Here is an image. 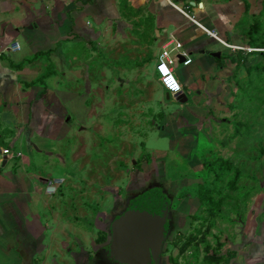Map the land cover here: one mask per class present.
<instances>
[{
  "label": "rangeland",
  "instance_id": "374dc122",
  "mask_svg": "<svg viewBox=\"0 0 264 264\" xmlns=\"http://www.w3.org/2000/svg\"><path fill=\"white\" fill-rule=\"evenodd\" d=\"M88 19L97 26L95 17ZM3 23L20 22L12 15L0 16V25ZM42 24L47 27V20L43 19ZM17 39L20 51L13 52L10 45L14 42L10 41L5 48L0 47V54L8 52L26 69L24 81L15 82L11 76L20 75V70L12 71L9 64L0 61V153L5 149L10 150L9 155L20 152L22 159L29 160L34 174L54 183L56 191L51 196L68 204L65 216L72 215L71 222L79 226L80 232L94 231L99 237L97 243L102 242L101 217L116 204L119 206L127 189L145 174H160L174 195L177 212L164 264H217L211 262L210 255L225 259L231 254L229 264H246L252 253L264 256L261 54L243 56L236 94L211 104L208 115L199 116L211 120H202L201 126L191 128L181 120L174 124L172 115L177 111V116L189 117L191 110L184 106L194 104L192 95L197 87L185 90L186 104L173 96L166 99L152 71L155 49L140 50V58L133 52L134 56L125 61L119 53V42L106 40L101 44L99 38L91 46L92 54L75 64L81 69L77 68L80 74L74 76L70 54L79 52L76 45L84 43L59 44H64L70 61L63 69V64H58L54 34L45 37V49L39 44L40 35L32 31L21 32ZM221 48L214 45V49ZM40 50L43 53L35 56ZM127 65L129 72L124 71ZM64 70L67 75L61 85L59 75ZM40 77L42 80H38ZM31 82L36 86L28 87ZM60 88L76 90L84 98L66 101L59 95ZM49 119L54 123L48 125ZM222 161H227L229 167ZM212 164L221 167L216 169ZM44 182L38 185L42 189ZM209 192L216 206L200 201L202 193ZM42 197L48 200L50 196ZM72 202L74 209L70 207ZM189 240L192 242L185 246ZM254 240L258 249L249 250ZM85 247L89 248L88 243Z\"/></svg>",
  "mask_w": 264,
  "mask_h": 264
},
{
  "label": "crops",
  "instance_id": "0c3cea01",
  "mask_svg": "<svg viewBox=\"0 0 264 264\" xmlns=\"http://www.w3.org/2000/svg\"><path fill=\"white\" fill-rule=\"evenodd\" d=\"M11 15L20 23L0 25V47L10 41L14 42L10 46L19 47L16 50L12 47V51H20L22 46L17 36L21 32L32 31L40 35L42 39L39 44L45 49L48 46L45 37L54 34L58 43L55 49L58 64L62 63L63 69L70 63L63 48L66 41L68 44H85L76 45L80 47L77 49L79 52L70 54L75 65L83 61L84 55L92 54L91 46L96 39L102 38L101 44L109 40L119 42V53L125 61L134 56L133 52L140 58V50L147 47L155 49L151 59L154 61L152 71L156 77L155 65L162 48L171 39L179 42L181 51L187 53L192 62L184 66L183 59H179L173 66L174 73L185 96V90L189 87H197V92L192 95L194 104L184 106L191 110L189 117L186 115L184 119L181 117L183 115L177 116L176 111L172 118L174 124L181 120L191 128L201 126L203 118L199 116L201 113L208 115L211 104L236 94L237 82L241 79L240 58L253 55L252 52L248 53L247 48L264 49V0H0V16ZM89 16L96 18L97 26H93ZM43 19L47 20V27L42 24ZM81 21L85 25H80ZM206 30L216 33L228 45L245 50H233L225 46L210 37ZM41 31H44L43 36ZM61 42L64 43L62 46L59 45ZM214 45L221 46L222 50L214 49ZM7 48L9 51L10 47ZM46 52L51 53L50 50ZM217 52H220L218 59L212 56ZM7 53L0 54L1 63L9 64L7 66L12 71L20 70V75L11 76L13 81H24L22 75L26 69L23 64L16 63ZM42 53L43 50H40L35 56ZM260 53H264V50ZM126 67L124 71L129 72V66ZM77 68L81 69L75 65L70 71L74 76L80 74ZM66 75V70L59 75V84H65ZM31 83L36 86L35 82ZM31 83L27 86L30 87ZM65 89L60 88L59 95L62 94V99L66 101L84 96L76 90ZM42 90L45 92L44 86ZM169 98L166 96V99ZM187 102L188 97L185 103L180 104ZM83 106L88 108L85 103ZM209 119L203 121L206 123ZM189 120L193 123H189ZM51 123L54 121L49 119L48 125ZM164 129L162 127L163 132ZM22 157L20 152L12 155L0 153V264H102L96 253L99 237L94 231L80 232L79 226L71 222L72 215L65 216L68 204L53 198V193H48L49 181L46 176L34 174L28 166L29 160ZM44 181L46 186L42 189L38 185L43 186ZM42 195L50 197L44 200ZM70 207L74 209L75 204L72 202ZM76 241L78 245L75 246ZM71 243L73 247H70ZM85 243H88L89 248L85 247ZM254 246L255 240L248 249H258ZM245 263L264 264V256H261V252L260 256L252 253Z\"/></svg>",
  "mask_w": 264,
  "mask_h": 264
},
{
  "label": "flooded vegetation",
  "instance_id": "af4514ba",
  "mask_svg": "<svg viewBox=\"0 0 264 264\" xmlns=\"http://www.w3.org/2000/svg\"><path fill=\"white\" fill-rule=\"evenodd\" d=\"M166 185L167 184L162 180L160 174H158V176L155 174L147 176L145 174L142 179H139L127 189V192L118 204L119 206L116 204L115 207H112V209L104 215V217H101L103 220L100 222V226L102 225L100 230H104L105 236L101 235L103 233L100 234L104 240L97 243L96 253L102 264H118L116 257L106 252L112 242L110 228L113 222L120 216H126L127 213L138 212L142 207L144 209H150L152 212L157 211L159 207V217L165 220V223L163 221L165 234L161 246L157 252L151 254L148 260V264H164L167 243L177 225L174 195L170 188H166ZM120 264H126V262L122 261ZM145 264H147V262H145Z\"/></svg>",
  "mask_w": 264,
  "mask_h": 264
},
{
  "label": "water",
  "instance_id": "95a60500",
  "mask_svg": "<svg viewBox=\"0 0 264 264\" xmlns=\"http://www.w3.org/2000/svg\"><path fill=\"white\" fill-rule=\"evenodd\" d=\"M212 56L219 58L220 52L213 53ZM182 59L184 60L181 57ZM166 96L169 98V93L166 92ZM174 98L180 103L187 101L183 92L176 94ZM159 212V207L153 212L142 207L138 212L116 218L110 228L112 242L106 252L114 255L118 264L122 261L126 264H148L151 254L161 246L165 234V220L159 217Z\"/></svg>",
  "mask_w": 264,
  "mask_h": 264
},
{
  "label": "built area",
  "instance_id": "2783aa9c",
  "mask_svg": "<svg viewBox=\"0 0 264 264\" xmlns=\"http://www.w3.org/2000/svg\"><path fill=\"white\" fill-rule=\"evenodd\" d=\"M190 20L193 21V18L189 16L188 14L186 15ZM206 33L218 40L219 42L223 43L225 46L230 47L233 50H245L243 47H238V46H233V45H228L224 41H221L216 33L206 30ZM181 44L177 41H173L172 39L166 43V45L162 48V52L158 57V61L155 65V72L156 75L160 81V84L162 88L169 93L171 96H175L176 94H179L182 92V86L176 77L174 73L173 66L179 59L184 58L182 64L184 66L189 65L192 60L189 58L187 53L181 51ZM19 49L18 45L13 47V50ZM248 52H260L263 51L264 49H257V48H247ZM169 77H171L169 79ZM178 85L179 89L174 90V86ZM3 155H9L10 151L5 149L2 151ZM58 185V184H57ZM56 186V185H55ZM54 186V183L49 184V190L48 193H54L56 191V187Z\"/></svg>",
  "mask_w": 264,
  "mask_h": 264
},
{
  "label": "trees",
  "instance_id": "16d2710c",
  "mask_svg": "<svg viewBox=\"0 0 264 264\" xmlns=\"http://www.w3.org/2000/svg\"><path fill=\"white\" fill-rule=\"evenodd\" d=\"M264 48V47H263ZM257 49H259V48H257ZM253 53V55L255 54V53H257L258 55L259 54H261L260 52H252ZM264 53H262L261 55L262 56H264L263 55ZM240 61H244V58L243 57H241L240 58ZM239 61V62H240ZM264 70V69H263ZM42 80V79H41ZM31 85H33V83H31L30 84V86ZM7 150H9V149H7ZM10 151V150H9ZM223 162V164H225V166L228 168L229 167V165H228V163H227V161H222ZM217 166V167H216ZM216 166H214L213 164H212V167H216V169H218V168H220L221 167V164H218V165H216ZM210 192L209 193H202V195H201V202L202 203H204L205 205H210L211 207L212 206H216V203H215V201H213L212 199H211V197H210ZM101 235H105V232L103 233V234H101ZM192 241L191 240H189L188 241V243L185 245V246H187V245H189L190 243H191ZM183 250V249H182ZM210 257H211V262H215V263H217V264H220V263H225V264H229V262H230V260H231V258H233V256H232V254L230 255V257H226L225 259L224 258H222V256L220 255H210ZM209 258V257H208Z\"/></svg>",
  "mask_w": 264,
  "mask_h": 264
},
{
  "label": "clouds",
  "instance_id": "9594fccd",
  "mask_svg": "<svg viewBox=\"0 0 264 264\" xmlns=\"http://www.w3.org/2000/svg\"><path fill=\"white\" fill-rule=\"evenodd\" d=\"M171 77H169V79H170ZM179 89V86L178 85H175L174 86V90H178Z\"/></svg>",
  "mask_w": 264,
  "mask_h": 264
}]
</instances>
